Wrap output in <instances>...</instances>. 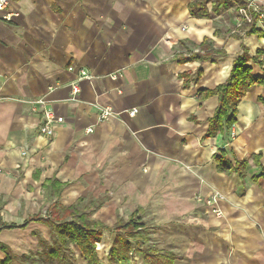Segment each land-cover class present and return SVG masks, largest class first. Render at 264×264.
Segmentation results:
<instances>
[{
    "label": "crops",
    "instance_id": "0c3cea01",
    "mask_svg": "<svg viewBox=\"0 0 264 264\" xmlns=\"http://www.w3.org/2000/svg\"><path fill=\"white\" fill-rule=\"evenodd\" d=\"M194 1H12L16 15L0 21V225L17 227L0 231V264H33L23 256L42 251L40 238L54 244L38 221L54 206L110 228L140 219L143 251L115 264H145L149 251L173 253L174 264H264V179L254 181L264 168V86L241 100L233 140L232 130L209 135L219 98L207 96L244 53L264 77V36L249 34L239 13L247 2L264 11V0H229L210 18L191 15ZM37 100L64 118L52 138L39 132ZM101 107L120 114L100 121ZM221 153L247 161L244 178L218 169ZM214 193L221 217L206 203ZM115 238L104 231L100 260ZM72 250L74 264H87Z\"/></svg>",
    "mask_w": 264,
    "mask_h": 264
},
{
    "label": "trees",
    "instance_id": "16d2710c",
    "mask_svg": "<svg viewBox=\"0 0 264 264\" xmlns=\"http://www.w3.org/2000/svg\"><path fill=\"white\" fill-rule=\"evenodd\" d=\"M209 4L212 6L211 10L208 8ZM230 6L231 1L229 0H196L190 4V12L196 18H210L212 14L217 15L226 11ZM257 22V16H254L252 23H244V28L249 34L264 36L263 31L257 28ZM250 60L251 58L247 53L238 57L227 82L215 90L207 92V96L216 95L219 98L215 115L210 120V136L224 130L230 133L238 122V106L241 100L250 92L252 87L264 86V77H255L252 74V68L248 64ZM259 159L260 155L256 156L257 163L260 162ZM216 161L220 171L236 172L241 178H244L247 161H237L234 165L225 159L222 153L220 156H216ZM260 178L264 179V168L259 176L254 177V181ZM53 208L54 211L50 213L51 216L47 219L34 218L32 221L38 219L39 222H44L52 229L54 244L51 245L40 238L39 244L42 251L36 255L23 256V261L34 260L33 264H74L73 245L80 250L87 264H102L96 245L102 241L104 231L116 233V238L108 255L110 264L127 261L132 253L143 251L141 249L146 237L142 229L145 225L140 223L141 220L136 216L131 217L129 221L119 220L118 226L110 228L93 220L88 215H78L73 207L54 206ZM25 226L24 224L22 227ZM16 227V225L1 224L0 231ZM175 259L176 256L170 252L158 254L157 251H149L145 253V264H174ZM2 264H7V262Z\"/></svg>",
    "mask_w": 264,
    "mask_h": 264
},
{
    "label": "built area",
    "instance_id": "2783aa9c",
    "mask_svg": "<svg viewBox=\"0 0 264 264\" xmlns=\"http://www.w3.org/2000/svg\"><path fill=\"white\" fill-rule=\"evenodd\" d=\"M14 0H0V21L10 22L15 13L8 12V8L10 4ZM241 22L242 23H252L254 16H257L258 22L257 27H260L264 24V11L256 6L254 2H247L243 7L239 10ZM110 77L114 80L120 77V74H110ZM89 78V76L82 72L81 77L72 84V93L73 96H77L80 92V82L81 80ZM33 110H36L38 107L43 108L42 112V124L39 128V132L46 138H52L54 136V128L56 125L62 123L64 121L63 117L57 116L56 113L49 108L48 102L45 100H37L31 102ZM130 117H134L137 113V109H132L127 112ZM120 113H117L111 107H101L99 108V120L106 121L110 118L118 116ZM93 129L89 128L87 130L88 133H91ZM236 133L235 131H231V139H235ZM222 200V197L218 193H214L211 195L210 199L206 201L207 204L213 206V213L221 217L223 215L220 208L217 207L219 202Z\"/></svg>",
    "mask_w": 264,
    "mask_h": 264
},
{
    "label": "rangeland",
    "instance_id": "374dc122",
    "mask_svg": "<svg viewBox=\"0 0 264 264\" xmlns=\"http://www.w3.org/2000/svg\"><path fill=\"white\" fill-rule=\"evenodd\" d=\"M263 25H264V24H263ZM263 25H262V26H263ZM232 140H233V139H232ZM116 226H118V224H117ZM116 226H115V227H116ZM144 233H145V232H144ZM145 235H146V233H145ZM144 239H146V238H144ZM73 253H74V252H73ZM74 256H75V254H74ZM101 260H102L103 264H108V262H109V261L107 262V261H106V257H103V256H102V259H101ZM75 264H77V263H76V257H75Z\"/></svg>",
    "mask_w": 264,
    "mask_h": 264
},
{
    "label": "bare ground",
    "instance_id": "6f19581e",
    "mask_svg": "<svg viewBox=\"0 0 264 264\" xmlns=\"http://www.w3.org/2000/svg\"><path fill=\"white\" fill-rule=\"evenodd\" d=\"M237 151V150H236Z\"/></svg>",
    "mask_w": 264,
    "mask_h": 264
}]
</instances>
